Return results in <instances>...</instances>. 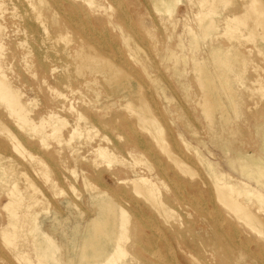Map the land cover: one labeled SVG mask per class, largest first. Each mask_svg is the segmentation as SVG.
<instances>
[{"label":"rangeland","instance_id":"374dc122","mask_svg":"<svg viewBox=\"0 0 264 264\" xmlns=\"http://www.w3.org/2000/svg\"><path fill=\"white\" fill-rule=\"evenodd\" d=\"M44 1L41 4L40 0H0V26H2L0 27V51H2L0 76L10 81L13 88L19 92L31 121L38 126L44 124V127H40L47 132L44 137L46 140L42 141L38 131L37 134L35 130L28 129L27 125L14 124L18 123L15 122V114H10L8 104L0 100L2 102L0 103V132L2 131L0 145H3L0 146V153L6 158L3 160L5 170H9V173L6 171L3 176L1 175V186L6 184L3 187L6 189L14 180L23 193L38 200L29 210L37 213L40 219L45 218L43 229L48 228V232L63 245L62 256L69 262L73 257L70 244L79 242L80 232L88 220L86 214L93 209V204H88L87 199L97 191L103 190L122 202L124 199L116 189L120 190L123 187L126 192H131L130 185L118 183L110 171L119 169L122 178H134L139 172L151 179H156L158 166L145 151H141L130 141L129 133L123 134L125 121H133L135 115L132 111L129 112L130 109H120V104L126 103L127 97L117 93V88L108 85L103 81L102 76L97 75H92L90 77L92 79H89V83L85 85V82L82 84L76 81L68 83V86L61 84V79L66 72V64L64 59L60 58L58 49L66 46L69 50H74L78 33L68 26L60 28L61 17L53 14V4L50 0ZM120 1L122 7L112 12L115 14L120 12L121 16L130 19V25L139 31L137 34L141 38V44L137 48L138 44L135 45L134 40H128L122 36V31H127L128 26H116L112 30V37L107 38V45L101 51L117 64L115 49H120L124 56L129 58L134 78L142 87L140 88L143 94H139L145 96L155 117L165 127L170 145L174 141L179 142L180 150L176 148V152L181 157L189 156L190 166L200 176L210 177L209 160H217L221 163V167L228 168L227 162L224 161L228 152L219 148L215 140H211L212 128L208 124L209 118L202 112L203 103L201 102L206 86L211 90V96L218 100L214 109V119L221 121L220 123L228 122L235 127L245 128L246 132L240 136L245 143L244 149L247 152H256L259 136L253 128L257 121L264 122V99H261L264 98V55L259 54L258 50L264 51V42L260 36L262 30L255 27L258 29L256 33L253 28L255 21L253 17H249L255 12H253L254 9L252 14L246 12L248 10L245 4L248 0H227L230 4L224 2L225 0H213L214 11H216L212 12L213 15L207 11V5L202 4L201 0H182L175 4L171 12H167L164 7H156L151 0ZM112 2L114 6H118L116 4L118 0H112ZM33 8L36 12L34 10L32 12ZM39 12L44 17L47 28L34 25L30 29L29 25L39 23L38 21L35 23ZM230 13L242 14L243 17L248 18L246 20L245 17L244 21H241L243 18L240 19V24L248 22L245 29L242 28L245 24L240 27V24L234 22L235 20L232 21L239 26L237 27L240 33L243 31L242 35L237 30H235L237 33L234 32L236 28L231 21V25L225 21V17ZM209 18L212 19L209 20ZM211 20L215 21L213 29L209 27ZM28 23L31 24L28 25ZM201 26H205L203 33ZM227 27L231 28L234 34ZM247 31L252 35L248 38H253V41L246 39L254 44L242 40L244 36H247ZM230 34L234 35V39L228 42ZM236 38L239 39L236 40ZM132 45L136 47V51L130 49ZM219 46H222V50H218ZM252 47H256L257 50L252 52L246 50ZM133 52L136 55H133ZM171 52L173 54H170ZM227 56L236 57V66L225 76L224 80L228 82L229 87L225 91H218L215 88L216 82L223 79L216 81L212 78L216 71L209 70L207 67L198 71L195 65L198 62H210L211 65H217L218 58ZM175 60H178L181 67L178 72L174 67ZM41 64H44V67ZM52 67L56 68L55 72L49 71ZM201 72L203 77L199 76ZM95 79L97 82L92 83ZM206 79H211L212 82H208L203 89L200 83ZM186 80H189L192 86H184L187 84ZM62 97L65 98L63 104L59 102ZM237 105H239L238 108ZM91 108L98 111V116L93 115L94 119L85 123L83 119H80V115L92 114ZM9 115H11L10 118ZM185 119L191 121L192 133H182L180 123ZM105 121H108L107 124ZM136 128L141 135L145 134L139 129V125L138 127L136 125ZM8 129L10 132H7ZM74 129H77V135L73 137L70 134ZM104 135L110 137V143L102 139ZM182 140L189 143L190 150H185L181 146ZM198 140L203 142L199 143ZM126 141L132 144L130 149L115 146L116 144L124 146L123 142ZM97 146L107 147L114 153L116 159L109 161L100 156ZM1 147H4L7 152ZM155 149L162 151L157 144ZM161 153L164 156V152ZM199 175L197 178L200 177ZM162 181L164 182L159 183L158 190L163 195H167L171 189L170 183L165 179ZM5 193L7 191L0 188V220L3 217L7 224L12 207L7 208L5 205L14 198L7 197L9 195L6 194V196ZM127 203L129 204L126 205L127 208L131 210V219L136 221L132 211L133 205ZM180 212L182 213L181 209H175L173 217L178 216ZM84 216H86L85 219H83ZM139 218L141 219L138 222L146 220L145 215ZM10 226L9 229L12 230L13 227ZM144 230L149 231L147 228ZM20 234L19 241L21 244L26 242L28 252L36 258L37 253L28 241L31 234L25 235L22 230ZM9 237L10 235L3 236L0 232V257H2L0 264H17V260L13 258V252L17 248L8 242ZM239 261L235 264H260L258 257L251 262L244 257ZM176 262L184 264L183 258Z\"/></svg>","mask_w":264,"mask_h":264},{"label":"bare ground","instance_id":"6f19581e","mask_svg":"<svg viewBox=\"0 0 264 264\" xmlns=\"http://www.w3.org/2000/svg\"><path fill=\"white\" fill-rule=\"evenodd\" d=\"M50 1L53 4V14L61 17L60 22L62 25H60V28L68 26L78 33L76 36L77 45L74 50L71 51L66 46L58 49L60 58L64 59L66 64L64 77L60 78L61 84L68 86V83L76 81L82 84L85 82V85L89 83V79H92L90 78L92 75H97L98 77L102 76L103 81L108 85L110 84L117 88V93L124 94L127 97V102L121 103L120 109H130L129 112L131 113L132 111L135 118L132 117L134 118L133 121H125V123L122 121L125 127L122 132L123 134L124 132L125 134L129 133L131 137L129 138L130 141L141 151H145L156 162L158 166V178L151 179L149 176H145L139 172L134 178H122L119 169L110 171V174L116 178L118 183L123 185L129 184L131 192H126L123 187L120 190L116 189L124 199L122 202L114 199L103 190L97 191L96 194L91 195L87 199L88 204H93V209L89 210L86 214L88 220L82 232H80L79 242L70 244L73 257L71 261L67 262L61 252L63 245L59 243L55 236L48 232V228L43 229L45 218L42 217L40 219L41 217L39 218L37 213H32L29 210L38 200L27 193H23L14 180H12V184L8 185V187L6 186V189L3 188L6 184L3 187L1 186V175L3 176V173L9 170H5L3 160L6 158L0 153V169L2 170H0V188L7 191L5 193V195H9H6L7 197L14 198V200L9 201L5 205L7 208H12L9 212L8 223H5L3 217L0 220V232L3 236L10 235L8 242L14 248H17L13 252V258L17 260V264H178L176 261L178 259L181 261L182 258L184 264H235L236 262H240L239 260L242 257L249 262L251 260L255 261V257H258L260 264H264V122L257 121L253 128V131L259 136L256 152H247L244 149L245 143L240 139V136L246 132V129L235 127L232 124H228V122L220 123L221 121L214 119V109L217 106L218 100L211 96V90L206 86L212 80L206 79V81L201 82L200 85L203 89L206 86L203 90L204 96L201 102L203 103L202 112L209 118L208 124L212 128L211 140H215L219 148L228 152L226 160H224L227 162L228 168L224 169L221 167V163L217 160H209L208 172L210 177L200 176L190 166L188 161L190 157L187 155L181 157L176 152V148L180 150L179 142L176 143L174 141L170 145L167 140L165 127L155 117L145 96L141 95L143 94L142 87L139 86L134 78L129 58L124 56L123 52L120 49L117 50V48L115 49L117 64L102 52L104 46L106 47L107 45V38L112 37V30L116 26H128L127 31H122V36L128 40H134V44H138L137 48L141 44V38L137 34L139 31H136L134 26L130 25V19L121 16L120 12L116 14L112 12L121 8L122 2L118 0L116 3L118 6H114L112 0ZM151 1L156 7H164L167 12H171L175 4L182 0ZM212 1L201 0L202 4L207 5V11L211 12L210 14L216 12L214 11L215 8ZM40 2L42 4L45 1L40 0ZM224 2L230 4V1L227 2L225 0ZM229 4L227 5L229 6ZM245 7L248 10L246 11L247 13L250 12L252 14L255 11V14L249 15V17H253V21H255L253 28L259 27L262 30L260 33L262 35L260 36L264 39V2L262 0H248ZM33 10L35 11L34 8L32 12H34ZM39 14H37V18L32 16V18L35 17L37 19H35V23L37 21L39 23L37 22L38 24L32 25L28 23L30 29L34 25L47 28L44 17L40 12ZM207 15L209 16V14ZM245 17L242 14L230 13L225 17V21L230 23V25L233 23L232 25L235 27H232L236 28L234 32L237 30L242 35L243 31L240 33L237 24L244 21ZM233 20L237 23L236 25L232 22ZM242 24H245L242 27L245 29L248 22H242L240 27ZM225 25L228 26V24ZM214 26L215 21L211 20L209 27L214 28ZM257 28L255 31L258 30ZM201 29L203 33L205 26H201ZM227 29L232 31L231 28L227 27ZM227 29L225 31L229 32ZM225 31L223 30V32ZM246 33L247 36H244L245 38L241 36L242 40L253 43L247 40L253 41V38H248L252 37V35L248 31ZM256 33L258 32L256 31ZM226 34L229 35L228 33ZM248 34L250 35L248 36ZM58 36L60 35L58 34ZM229 37L230 40H227L228 42L234 39V35ZM263 39H261L262 42H264ZM221 47L219 46L218 50H222ZM130 49H135L136 51V47L133 45L130 46ZM246 50L252 52L257 49L256 47H252ZM258 50L259 54L264 55L262 49ZM105 52L107 53V51ZM170 54H173V52ZM133 55L136 54L133 52ZM178 63V60H175L174 67L176 72L181 70ZM235 64L236 57L227 56L218 58L217 65H211L210 62H198L195 65V69H198V71L204 70L205 67L209 70L214 69L216 73L212 75V78L216 81L223 79V81L216 82L215 88L218 91H225L229 87L228 82L224 80L225 76L228 75L229 70L235 68ZM41 66L44 67V64H41ZM49 71L55 72L56 68L52 67ZM199 76L203 77L202 72ZM188 81L186 80L187 84L184 86H192L191 82ZM96 82L97 80L95 79V82L92 83ZM92 92L94 91L92 90ZM0 100L8 104L7 108H9L10 114H15V122L18 123L13 122L14 124H19L20 126L21 124L27 125L28 129L31 128L30 130H35L36 133L38 131L41 134L42 141L46 140L44 137L47 135V132L40 127L44 124L38 126L31 121L30 117L27 116L28 111L25 109V103L20 99L19 92L13 88L10 81L1 76ZM59 102L63 104L65 98L62 97ZM0 103L2 104V102ZM6 103L3 104L6 105ZM90 111H92V114L85 113V115H82L80 113V119H83L85 123L91 122L90 120L94 119L93 115L98 116V111L95 108L93 110L91 108ZM58 121L60 120L58 119ZM108 121H105L106 124ZM44 122L46 123V121ZM136 125L137 127L139 125V129L144 131L145 134L141 135ZM180 125L183 134L184 132H193L189 119H185ZM76 130L74 129L70 135H73V137L75 134L77 135ZM7 132H10V130L8 129ZM102 139L108 143L111 140L106 135ZM198 142L203 141L198 140ZM123 143L124 146L122 144H119V146L116 144L115 146L121 149H130L132 146L128 141ZM156 144L162 149L164 156L161 153L162 151H156ZM181 146L185 150H190V145L185 140H182ZM2 149L5 148L3 147ZM97 150L98 154L106 160L112 161V159H116L114 153L109 151L107 147L97 146ZM11 170L10 172H12ZM198 175L200 176L199 178H197ZM163 179L167 180L171 186L170 192L167 195H163L158 190L159 183L164 182L162 181ZM29 184L31 185V182ZM127 202L133 205L132 211L137 219L136 221L131 219V210L127 208L126 205H129ZM17 204H21V206H17ZM176 207L181 209L182 213L180 212L178 216L173 217L174 210L177 209ZM141 215H145L147 221L138 222L141 219L139 218ZM9 225L13 227L12 230L9 229ZM141 227L147 228L149 231L147 232L144 228L141 229ZM21 230L25 235L31 234V238L28 241L32 244V249L37 253L36 258L28 252V244L26 242H22L21 244L19 241ZM251 255L254 256L251 257ZM0 258L2 259V257ZM179 263L182 264L183 262Z\"/></svg>","mask_w":264,"mask_h":264}]
</instances>
